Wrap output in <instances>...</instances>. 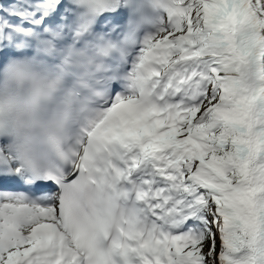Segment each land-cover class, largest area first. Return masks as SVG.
I'll return each instance as SVG.
<instances>
[{
    "label": "snow or ice",
    "instance_id": "obj_1",
    "mask_svg": "<svg viewBox=\"0 0 264 264\" xmlns=\"http://www.w3.org/2000/svg\"><path fill=\"white\" fill-rule=\"evenodd\" d=\"M0 11L2 49L68 19ZM128 68L70 169L0 158V264H264V0H165Z\"/></svg>",
    "mask_w": 264,
    "mask_h": 264
},
{
    "label": "clouds",
    "instance_id": "obj_2",
    "mask_svg": "<svg viewBox=\"0 0 264 264\" xmlns=\"http://www.w3.org/2000/svg\"><path fill=\"white\" fill-rule=\"evenodd\" d=\"M126 4L141 26L152 21L146 35L155 31L165 0H66L63 27L36 31L11 46L15 55L0 56V158L41 173L79 162L113 86H135L126 63L133 42L96 30L100 16Z\"/></svg>",
    "mask_w": 264,
    "mask_h": 264
}]
</instances>
